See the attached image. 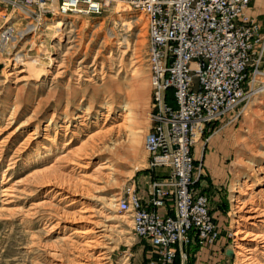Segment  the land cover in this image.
Wrapping results in <instances>:
<instances>
[{
    "label": "rangeland",
    "instance_id": "rangeland-1",
    "mask_svg": "<svg viewBox=\"0 0 264 264\" xmlns=\"http://www.w3.org/2000/svg\"><path fill=\"white\" fill-rule=\"evenodd\" d=\"M263 9L264 0H255L249 13L262 21ZM21 16L0 0V33ZM54 20L32 26L25 19L16 34L27 29L26 36L17 38L7 63L0 61V264H144L154 247L134 236L130 217L112 201L166 177L155 175V169L166 168L150 167L144 148L152 96L146 18L117 4L101 16ZM136 86L148 91L146 131L135 123L134 106L126 101L130 96L134 102ZM39 101L38 113H32ZM213 135L224 140L226 150L222 180L215 185L202 164ZM199 141L201 160L194 166L201 164L202 171L195 173V187L214 186V204L208 206L218 238L199 248L189 236L176 264H197L205 250L218 258L204 257L200 264H242L234 234L235 198L264 205V88L248 93ZM99 150L105 153L90 157ZM105 158L112 164L102 169ZM236 183L249 189L238 194ZM7 188L10 196H2ZM75 228H90L88 237L99 246L85 248ZM252 229L264 237L262 219ZM243 246L254 249L250 241ZM99 252H105V260ZM252 255L250 264H264V239Z\"/></svg>",
    "mask_w": 264,
    "mask_h": 264
},
{
    "label": "built area",
    "instance_id": "built-area-1",
    "mask_svg": "<svg viewBox=\"0 0 264 264\" xmlns=\"http://www.w3.org/2000/svg\"><path fill=\"white\" fill-rule=\"evenodd\" d=\"M5 1L32 26L53 15L101 16L117 4L145 16L152 96L144 148L149 166L166 168L167 176L150 182L147 202L131 189L116 206L134 236L155 249L144 264H173L189 236L199 248L213 245L217 226L195 187L202 165L195 168L192 149L248 93L264 88V9L258 21L249 13L255 0Z\"/></svg>",
    "mask_w": 264,
    "mask_h": 264
},
{
    "label": "bare ground",
    "instance_id": "bare-ground-1",
    "mask_svg": "<svg viewBox=\"0 0 264 264\" xmlns=\"http://www.w3.org/2000/svg\"><path fill=\"white\" fill-rule=\"evenodd\" d=\"M124 6V5H123ZM121 7V6H120ZM120 7H117L116 8V12H121V8ZM126 7V6H125ZM61 17V15H53L52 17H50V18H48L47 19V22H51V21H55L54 19L56 18V17ZM18 21H15V23H13L10 27H8L5 31H3V32H1L0 33V61H4V62H6L7 63V61H9L8 59H9V57H10V55H11V52H12V49L14 48L15 49V44L17 43V38L18 37H24V36H26V34H27V29L25 30V31H22L21 33H18V35L16 34V28H18L19 26H21L23 23H24V17L23 16H21V18H19V19H17ZM46 25H44V27H45ZM33 31V30H32ZM29 32H31V31H29ZM14 34H16L15 36V39L14 38H12V35H14ZM35 34V33H34ZM37 34V33H36ZM35 34V35H36ZM109 34V33H108ZM110 35V34H109ZM8 43V44H6V43ZM16 50V49H15ZM2 58H4V59H2ZM17 58H16V56H15V58L13 59V61L14 62H17V60H16ZM49 60V59H48ZM25 69H26V71H27V73H28V75H32L33 73H31V71H33V70H31L30 69V67H29V64H25ZM30 69V70H29ZM20 72H23V71H20ZM41 72V71H40ZM39 74H41V73H39ZM43 74V73H42ZM41 74V75H42ZM40 75H38V76H35V77H39ZM139 79H143L142 77L141 78H139ZM148 82H146V84H147ZM148 85V84H147ZM139 91H140V93H139ZM148 92V91H147ZM147 92L146 93H143L140 89H139V87L138 86H136L135 87V92H133V94H134V102H130V100H129V98H130V96H128V98H127V103H130V104H132L134 107V111L136 112V115H135V119H137V122H135V123H137L138 125H142L143 127H144V130L146 129V120H147V118H148V94H147ZM133 100V99H132ZM131 100V101H132ZM40 101L36 104V106L34 107V109H33V111L34 112H32V113H35V114H37L38 113V111H39V109H40ZM16 108H17V106H15L14 108H13V113L15 112V110H16ZM126 110V111H125ZM125 110H124V113H127L128 112V109H126V107H125ZM13 113H11V116L13 117ZM128 114V113H127ZM123 116V115H122ZM134 116V115H133ZM149 117H150V110H149ZM80 118V117H79ZM133 118V117H132ZM73 119V118H72ZM124 119V118H123ZM126 119V118H125ZM68 123H70V124H72V120L71 121H68ZM134 125V124H133ZM37 128H38V126H36L35 127V130H37ZM146 131V130H145ZM14 134V133H13ZM68 144V143H67ZM68 146V145H67ZM105 153V150L104 151H102V150H99V151H97L96 152V154H93V155H91L90 157H92V156H98V155H102V154H104ZM104 162L102 163V165L103 166H105V165H110V164H112V160L110 159V158H105V159H102ZM239 165H237L236 167H238ZM108 167V166H107ZM102 169H104V168H106V166L105 167H101ZM245 183V182H244ZM244 183H243V185H242V187H240V185L239 184H237L236 183V188H237V190H238V194H239V192L240 191H242L243 190V188L244 189H249L248 187H246V185H244ZM251 186V185H250ZM11 188V187H10ZM10 188H7V189H4L2 192H3V194H2V196H10V194L9 193H4V192H10ZM246 191V190H245ZM117 195H114V196H112L113 198L114 197H116ZM66 198V197H65ZM5 200H7V199H5ZM118 200V199H117ZM235 203H237V205L238 206H236V208L235 209H237V211H236V213H237V217H236V219L237 220H235L236 222L234 223L235 225H236V227L235 228H237L236 229V232L234 233L236 236H238V238H239V242H236L238 245H237V248H239V249H241V251H242V253L239 255V256H241V258L243 259V260H241L242 261V264H250L251 262H252V260H253V258H254V255H252V254H254V252L256 251V248H258L259 247V243H261V241L264 239V237H263V235H261L259 232L257 233V232H253V229L251 230V228H255L256 227V223H257V221L259 220V218L260 219H262L263 220V223H264V205H261V204H257V202L256 203H252V202H249V203H247V202H241V201H239L238 200V197L237 198H235ZM7 202H9L8 200H7ZM112 202H116V200L114 201H112ZM74 203V202H73ZM4 204H6V203H4ZM8 204V203H7ZM4 210V209H3ZM84 212V211H83ZM75 219V218H74ZM239 222H241L242 224L241 225H239L240 223ZM249 227H251V228H249ZM90 229V228H89ZM88 228H75L74 230V233L73 234H75V235H78L79 237H82L83 238V240L85 239L86 241H85V243L83 244V246L85 247V248H91L92 247V249H94L93 248V246L96 244L95 242V240H91V239H89V234H90V232H91V230H89ZM257 230V229H256ZM96 233H98V232H96ZM100 235V234H99ZM234 235V236H235ZM101 236V235H100ZM252 242V244H253V247H251V248H254V249H245L244 248V246L243 245H245V243H247V242ZM98 242V241H97ZM242 243H244V244H242ZM98 244V243H97ZM96 244V245H97ZM93 245V246H92ZM95 245V246H96ZM94 246V247H95ZM97 246H99V245H97ZM263 248V247H262ZM88 250H90V249H88ZM87 250V251H88ZM99 256H100V260H105L104 259V257H105V252H99V254H98ZM98 257V256H97ZM96 259V258H95ZM97 259H99V258H97ZM96 259V260H97ZM80 264H87V261L85 260V262H80Z\"/></svg>",
    "mask_w": 264,
    "mask_h": 264
},
{
    "label": "crops",
    "instance_id": "crops-1",
    "mask_svg": "<svg viewBox=\"0 0 264 264\" xmlns=\"http://www.w3.org/2000/svg\"><path fill=\"white\" fill-rule=\"evenodd\" d=\"M214 135L211 137V142H210V144L207 145V149L205 151V154L202 157V164H203L204 170L206 169L209 172L212 185H215L216 182H218V184H219V182L222 180L221 179L222 175L219 173V171L222 170V168H221L222 161H223L222 159L225 157V153H226L225 152L226 150L224 147V140L221 137L214 136ZM199 142L200 141H197L195 143L193 149H192V155H193V159L195 161L201 160V155L199 153V149L197 148V145L199 144ZM165 171H166V174H165ZM154 173L157 177H161V176H165V175L167 176V170L160 169V168L155 169ZM213 187L209 188V190H205L201 186L197 187V189L200 192H204L207 195V197L209 199V203H211V204L212 203L214 204V202H213L214 196L216 195ZM132 190H134L133 187H132ZM135 192L141 197V199L144 202H147L149 200V194H150L149 182L146 181L144 184V188L138 189V190L135 189ZM211 197H212V200H211ZM170 206H171V203L170 202L167 203V208H169ZM214 208H215V206H214ZM160 211L162 212L164 210H160ZM214 214H215V212L213 213V215ZM205 252L207 254L202 253L201 255H203V256H198L197 261L199 264H200V261H202L204 259V257H207L210 259V258H212V256H214V257H216L215 260H217L218 256L216 255V253L214 251H210V250L206 251L205 250Z\"/></svg>",
    "mask_w": 264,
    "mask_h": 264
},
{
    "label": "trees",
    "instance_id": "trees-1",
    "mask_svg": "<svg viewBox=\"0 0 264 264\" xmlns=\"http://www.w3.org/2000/svg\"><path fill=\"white\" fill-rule=\"evenodd\" d=\"M168 102L170 103V104H173V97H172V94H170L169 95V97H168ZM198 246V245H197ZM186 247V251H187V246H185ZM185 251V252H186ZM175 259H176V257H175ZM173 264H176V260H174V263Z\"/></svg>",
    "mask_w": 264,
    "mask_h": 264
}]
</instances>
